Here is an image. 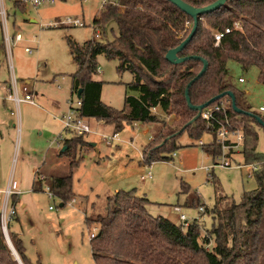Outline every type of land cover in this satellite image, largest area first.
<instances>
[{
    "label": "rangeland",
    "instance_id": "374dc122",
    "mask_svg": "<svg viewBox=\"0 0 264 264\" xmlns=\"http://www.w3.org/2000/svg\"><path fill=\"white\" fill-rule=\"evenodd\" d=\"M2 1L10 36L20 33L23 39L13 44L11 50L6 44L7 57L0 63V80L10 83L15 76L19 88L30 81L39 106L23 105L20 115L15 108L10 122L2 127L0 212L5 202L4 192L11 180L16 179L19 183L15 204L17 219L8 223L10 231L19 233L26 253L33 261L96 264L90 238L97 225L88 224L86 216L102 213L107 197L119 190H135L139 196L147 197L150 201L147 210L153 216L168 217L178 224L184 223L179 219L180 214H185L189 222L203 221L204 233L213 226L212 209L217 197L227 195L240 202L245 191L258 187L253 164H244L242 153L234 155L231 167L215 165L206 170L205 167L213 164L211 156L199 145L200 139L191 137L188 130L176 138V147L166 151L169 159L151 164L144 162L143 150L152 139L154 128L165 131L170 124L176 127L173 115L160 109L153 112L161 121H166L164 126L163 121L155 125L136 122L115 130L101 120L85 117L92 129L84 136L88 143L79 145L75 152L60 154L65 146V140L62 142L61 139L70 138L73 133L65 131L58 118L68 113L70 103L74 108L78 107V95L72 93L71 87V76L76 72L77 64L68 40L79 45L92 39L112 41L119 33L117 23L113 21L106 26L94 23L102 10L103 0H56L54 4L39 7L29 3H20L23 5L20 6L18 0ZM67 17H78L85 25H55ZM0 23L4 25L2 15ZM97 31L101 34L99 39L96 38ZM214 31L216 29L211 33ZM26 47L31 48L32 53L26 52ZM97 64L99 68L93 77L104 82L101 100L111 107L123 109L125 97L137 95L126 88L134 79L132 73L129 70L120 72L117 69L119 61L109 59L105 54L97 56ZM227 66L228 79L245 93L246 106L264 115L260 111V106L264 105V85L258 81V68L245 71L235 61H229ZM240 77H244L245 82H241ZM256 129L258 151L264 154V127L257 125ZM116 131L120 141L107 145L101 135ZM201 139L208 144L214 137L205 132ZM75 161L79 165L73 172L74 195L61 206L63 200L57 195L50 196L47 186L53 175L63 176L70 172ZM148 173L152 177L142 179ZM40 176H46L48 180L42 182L41 189L33 191V181L39 180ZM4 182L6 186L2 188ZM193 197L195 205L190 203ZM176 205H180L179 211L175 209ZM200 206L205 212L199 210ZM12 208L9 200L7 211Z\"/></svg>",
    "mask_w": 264,
    "mask_h": 264
},
{
    "label": "trees",
    "instance_id": "16d2710c",
    "mask_svg": "<svg viewBox=\"0 0 264 264\" xmlns=\"http://www.w3.org/2000/svg\"><path fill=\"white\" fill-rule=\"evenodd\" d=\"M185 1L203 7L215 0ZM113 21L117 23L119 33L112 41L92 39L79 45L68 40L77 64V70L71 76L72 93L78 95L79 89H83L78 97L82 101L81 115L101 120L115 130L136 122L155 125L163 121L164 126L166 121H161L153 108L173 115L176 127L170 124L165 131L154 128L152 139L144 147L143 161L151 164L169 159L166 151L176 147V138L186 130L196 139L207 133L206 123L200 117L195 125H189L180 135L172 137L197 114L187 102V88L193 105L204 104L231 91L237 106L253 114H239L232 103L229 108L231 122L241 127L245 135L244 164H258L253 170L258 187L245 191L240 202L227 195L217 197L212 209L213 226L205 234L203 221L194 219L184 225L164 216H153L147 210L150 203L147 197L139 196L135 190H119L107 197L102 213L86 216L88 224L97 225L95 236L90 238L95 263L264 264V154L258 151L256 129L261 125L257 116L264 121V115L246 106L245 93L229 81L227 66L229 61H235L245 71L257 67L258 81L264 85V0H229L221 8L199 17L197 32L180 56H200L206 59L208 66L189 87L202 70L203 61L188 59L175 64L166 59V54L191 32L194 22L191 16L168 0H109L94 23L106 26ZM236 22H241V28H235ZM226 27H230L231 32L216 45L211 30ZM100 54L118 60L117 69L120 72L129 70L133 75V81L126 88L137 95H127L123 109L111 107L101 100L104 82L93 77L99 68L97 56ZM84 136L65 139L67 149L60 154L75 152L79 145L88 143ZM160 139L165 140L164 144L158 141ZM202 147L208 153L220 151L215 140ZM75 162L67 174L53 175L47 186L64 205L74 195L73 172L79 165ZM47 180L34 181L33 190L41 189L42 182ZM16 202L17 197L13 195L12 206ZM195 202L193 197L190 203L195 205ZM16 215L11 219L16 220ZM10 238L23 264H42L40 260L33 261L28 257L18 232L10 231ZM0 264H19L6 240L1 212Z\"/></svg>",
    "mask_w": 264,
    "mask_h": 264
},
{
    "label": "built area",
    "instance_id": "2783aa9c",
    "mask_svg": "<svg viewBox=\"0 0 264 264\" xmlns=\"http://www.w3.org/2000/svg\"><path fill=\"white\" fill-rule=\"evenodd\" d=\"M23 5L31 4L35 7H39L42 4H54L56 0H18ZM104 4L109 2V0H103ZM103 4V5H104ZM0 15L3 16L4 19V30H5V42L8 46V49L11 50L13 44L19 42L23 39L22 34L17 33L14 36H10L8 33V24L6 20V10L3 6V1L0 0ZM72 25V26H83L85 23L79 19L78 17H67L63 19L61 22L55 23V25ZM235 28H241V23L236 22ZM230 27H226L224 29H217L213 32L215 44L219 45L222 38L231 32ZM101 34L99 31L96 32V38H100ZM26 52L31 53L32 49L27 47L25 48ZM241 82H245L244 77H240L239 79ZM9 98L16 104L17 110H19V106L21 103H30L35 104L34 102V94L30 91L27 85H24L22 89L18 87V82L15 76H13L10 85V94ZM78 107L74 108L73 105L70 103V109L67 114L63 115L61 118V122L63 124V128L67 132L73 133L72 136H80L85 135L92 132L90 125L84 120V116L81 115L79 107L82 105V101L78 98L77 101ZM231 105V99L229 97H224L215 101L205 107L202 110L201 118L206 123V131L208 134L212 135L215 140V144L220 146V151L216 154L208 153L211 156V161L213 162L212 165L205 167L206 170H209L210 166L214 167L215 165H220L224 167H231L233 161H235L234 155L241 154L244 146L245 135L241 127L237 124L232 123L230 116H229V108ZM158 108H153V111H156ZM260 111L264 112V105L260 106ZM103 141L107 145H112L114 142L120 141V135L118 132H113L109 135H101ZM62 142L65 139H61ZM57 144H60V141L57 140ZM204 140H199V145H204ZM176 156V154H174ZM239 167L240 165H236ZM252 169H256L258 164L251 165ZM152 175L148 173L147 175H143L142 179L151 178ZM44 176H40L39 180H44ZM50 196H54V194L50 191L49 187H47ZM19 191V183L17 180L12 179L9 183L8 187L6 188L4 195H5V202L1 211V220L2 226L7 227L8 221L16 214L15 206H13L10 212L7 211V203L13 195H18ZM177 211L180 210V207H175ZM201 212H205L203 206L199 208ZM180 219L184 222V225H188L190 222L187 220L185 214H180ZM97 232V227H95L91 233V237L95 236Z\"/></svg>",
    "mask_w": 264,
    "mask_h": 264
},
{
    "label": "water",
    "instance_id": "95a60500",
    "mask_svg": "<svg viewBox=\"0 0 264 264\" xmlns=\"http://www.w3.org/2000/svg\"><path fill=\"white\" fill-rule=\"evenodd\" d=\"M168 1L172 2L173 4H175L182 11H184L186 14H188L189 16H191L193 18V20H194L193 26H192V30L189 33V35L177 47L170 49L167 52V54H166V59L169 60L172 63H175V64L184 63L188 59H201L203 61L204 66H203L202 70L189 83V85H188V87H189L195 80H197L198 78H200L204 74V72L207 69L208 62L206 61V59H204V58H202L200 56H196V55L188 56V57H181L180 56V53L185 48V46L195 36V34L197 32L198 24H199V17L202 16V15H204V14L213 12V11L221 8L222 6L226 5L229 0H215L214 2H212V3H210V4L206 5V6H203V7H196L193 4H191V3H189V2H187L185 0H168ZM82 91H83V89H79V91H78V97L81 96ZM224 96H228L231 99V103H232L233 109L236 112H238L239 114L246 113V114L253 115L252 113H250L248 111H244L243 109H241V108H239L237 106L236 97H235L234 93L231 92V91H228L226 93H221L218 96L212 98L211 100H209L208 102H206L204 104H201V105H193V104H191V99H190V96H189V90L187 88L186 89V99H187V102L190 105V108L193 109V110H195L197 112V114L189 122H187L179 131H177L175 134H173L172 137L180 135L189 125H191V124L192 125H195L196 124V121L201 116L202 110L205 107H207L208 105H210L211 103L215 102L216 100L221 99ZM257 118H258L260 124L264 127V121H263V119H261L258 116H257ZM66 149H67V146H64L60 150V152H64V151H66ZM61 206H64V204L61 203ZM3 231H4V234H5L6 240L8 242V245L11 248V250H12V252H13L16 260L18 261L19 264H23V262L21 261L20 256L18 255V253H17V251H16V249H15V247H14L12 241H11V238H10V236L8 234V231H7V227L6 226H3Z\"/></svg>",
    "mask_w": 264,
    "mask_h": 264
},
{
    "label": "crops",
    "instance_id": "0c3cea01",
    "mask_svg": "<svg viewBox=\"0 0 264 264\" xmlns=\"http://www.w3.org/2000/svg\"><path fill=\"white\" fill-rule=\"evenodd\" d=\"M20 6H23L20 4ZM9 33V30H8ZM17 34V33H16ZM20 42V41H19ZM27 48V47H26ZM7 48H6V42H5V30H4V25H2V23H0V63L5 60L4 58L7 57ZM29 53V52H28ZM32 53V52H31ZM2 66L0 65V68ZM10 85H11V80L10 83L8 81H1L0 80V135L2 134V127L5 126L7 123H9V118L13 117L14 114V109L16 108V104L9 98V94H10ZM24 85H27L30 89V91L34 94V88L30 86V81H26L25 83L22 84V86L20 87V89H22V87ZM19 87V86H18ZM34 102L35 104H30V103H21L19 106V110L18 113L20 115V109L23 105H27L30 108L31 107H38V103L36 102V98H35V94H34ZM17 109V108H16ZM61 118H58V121L62 124L61 122ZM19 122L21 123V120L19 119ZM63 125V124H62ZM2 136V135H1ZM0 140H4V137H0ZM114 143H118V142H114ZM113 143V144H114ZM95 145V144H94ZM66 146V145H65ZM110 146V145H109ZM177 156V155H176ZM36 177H37V172H36ZM46 178V176H45ZM16 180V179H15ZM34 182V181H33ZM34 184V183H33ZM2 188H4L6 186L5 182L1 184ZM33 189V186H32ZM34 191V190H33ZM18 199V198H17ZM26 205H23V207H25ZM177 207H180V205H176ZM181 208V207H180ZM168 218V217H166ZM169 219V218H168ZM180 219V218H179ZM172 220V219H171ZM181 220V219H180ZM173 221V220H172ZM182 221V220H181ZM174 222V221H173ZM178 224V223H176ZM79 264V263H78Z\"/></svg>",
    "mask_w": 264,
    "mask_h": 264
}]
</instances>
